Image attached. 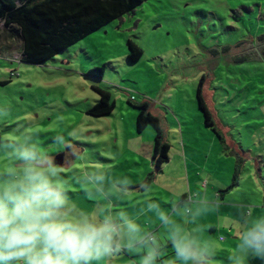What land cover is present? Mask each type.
Wrapping results in <instances>:
<instances>
[{
    "label": "rangeland",
    "instance_id": "obj_1",
    "mask_svg": "<svg viewBox=\"0 0 264 264\" xmlns=\"http://www.w3.org/2000/svg\"><path fill=\"white\" fill-rule=\"evenodd\" d=\"M263 33L264 0H148L45 64L32 65L16 60L23 48L18 28L7 29L1 22L0 173L20 166L16 157L20 147H33L54 163L62 155L61 164L55 163L60 169L58 182L76 211H83L86 204L102 213L111 202L134 205L136 194L120 187L143 181L155 171L156 130L151 124L142 133L136 128L139 110L134 105L148 102L171 146L170 163L151 189L160 193L159 207L166 210L170 223L163 222L158 229L143 226L138 240L151 233L158 244L174 226L185 234L195 229L197 244L210 258L204 264H264V259L239 247L249 224L246 219L264 216V60L255 47ZM129 41L143 50L137 62L129 60ZM103 65L102 79L88 75ZM203 77L204 96L225 140L259 155L263 164L256 171L243 165L244 172L254 171L255 184L248 180L239 196L248 201L242 204L251 215L239 209L238 216L229 218L223 211L220 220L218 213L204 211L189 229L187 222L198 215L197 202L203 196L180 205L189 190L184 157L190 170L192 162L203 164L204 159L209 169L217 168L211 173L209 192L225 188L233 174L225 157L229 152L206 126L199 108L197 90ZM95 87L109 90L115 99L110 115L88 114L100 99ZM199 185L192 188L203 192ZM114 207L118 206L107 209ZM227 218L237 224L239 240H232L233 234L221 226L209 227L218 219L225 225ZM220 236L226 242H220ZM109 257L117 254L93 262L105 264ZM174 259L173 264H185L176 255L166 261Z\"/></svg>",
    "mask_w": 264,
    "mask_h": 264
},
{
    "label": "clouds",
    "instance_id": "obj_2",
    "mask_svg": "<svg viewBox=\"0 0 264 264\" xmlns=\"http://www.w3.org/2000/svg\"><path fill=\"white\" fill-rule=\"evenodd\" d=\"M16 157L20 166L0 173V264H92L121 252V241L140 233L123 213L76 211L58 182L59 166L35 148L20 147ZM160 219L170 223L163 213ZM169 238L185 264H204L201 248L180 227L171 228ZM149 243L142 264H155L157 242ZM239 247L264 259V216L247 225Z\"/></svg>",
    "mask_w": 264,
    "mask_h": 264
},
{
    "label": "trees",
    "instance_id": "obj_3",
    "mask_svg": "<svg viewBox=\"0 0 264 264\" xmlns=\"http://www.w3.org/2000/svg\"><path fill=\"white\" fill-rule=\"evenodd\" d=\"M146 1L148 0H0V23L7 29L11 26L18 28L23 44L22 62L42 65L106 24L133 13ZM128 47L129 60L137 62L143 55L142 48L133 41H129ZM255 47L258 58L264 60V33L257 38ZM104 72L103 65L90 70L88 75L102 79ZM204 81L203 77L199 83L197 98L199 108L205 116V124L216 134L225 150L236 158L231 185L224 191L229 192L239 185L244 162L249 157L247 151H243L236 144L233 145L232 141L225 140L223 132L217 128L209 100L203 93ZM94 90L100 99L88 110V114L98 118L110 115L116 108L111 92L99 87ZM134 106L139 110L136 119L138 133H142L151 124L157 134L152 154L155 171L147 176L143 185L146 187L157 174L162 173L163 166L170 161L171 146L166 141L160 118L152 114L149 103Z\"/></svg>",
    "mask_w": 264,
    "mask_h": 264
},
{
    "label": "crops",
    "instance_id": "obj_4",
    "mask_svg": "<svg viewBox=\"0 0 264 264\" xmlns=\"http://www.w3.org/2000/svg\"><path fill=\"white\" fill-rule=\"evenodd\" d=\"M232 142H233V145L236 144L238 147H240L243 150L242 146H240L238 143H236L235 141H232ZM247 153H248L249 158L244 162L245 164L244 166L254 168L255 171L258 168L260 169L261 164L263 163H261L260 159H258L259 155L252 156L251 150L247 151ZM225 157H227L228 160H230V164H231L230 166L232 168V173L234 174V169L236 166V160L234 156L225 152ZM220 162L222 163V161ZM168 163H170V161ZM221 163L220 165H222ZM182 164L186 167V180L188 182L189 190L188 192H184L182 194L180 205L184 203L193 202L194 199L199 197L200 193L202 194L201 196H203V201L197 202L198 204L197 214L198 215L195 217H192V220L187 222L188 223L187 227L189 229L190 227H192V223L194 222V219L195 218L197 219L204 211H208L209 213L211 210L213 211V213L214 212L218 213L220 216L219 217L220 220H221V215L224 214L223 211H225L226 215L229 216V218H232V216L233 217L238 216L239 209H241L242 212L246 211L248 207L246 208V206L243 205L242 203L248 204V201H245L246 199L244 200L243 199L244 197L240 200L239 196H240L242 189L246 188L245 186L247 184V181L251 180L253 182V178H252L253 172H254L253 170L248 171V172H244L245 171L244 170L243 174L241 175V179H240L241 181H239V185L236 188L232 189V191L224 192L231 185V182L228 185L226 182L224 183V185H227L225 186V188H214L211 192H209L208 182H210L209 179L211 177V173H213L215 169L217 170V168H215L214 166L212 169L211 168L209 169L208 168L209 161L207 159H204L203 164H198L197 161L192 162L191 170L189 168V162L187 161V158L184 157ZM200 167H202V170L200 169ZM164 168L162 170V173L157 174V177H155V179L151 182V184L146 187H143L146 181V178L143 181L140 180V182L138 183L135 182V184L129 183V186L127 185V187H120L122 189L121 190L122 192L128 191L129 193L133 192L136 194V202L134 201V205H131L130 203L119 202V201L115 203L111 202L109 205L104 206V211L112 213L113 215L123 213L128 219L137 223L140 226V229L143 226L156 227V229H158L159 225L163 223V221L160 219L161 213L166 215L167 212L166 210L164 211L161 210V208L159 207L158 202L160 199L158 198V195H160V193L156 191L152 192L151 189L153 185L155 184L154 182L158 181L160 175L164 174ZM261 171L262 170H260L259 172ZM233 174H232V178H233ZM205 177L206 179H204ZM232 178H231V181H232ZM201 183H202L201 187L204 188V191L202 192L199 190L200 192H198L197 188L198 186H200L199 184ZM192 184H195L197 188L194 187L193 189ZM210 197H213V198H210ZM111 205L118 206V207L107 209V206L110 207ZM262 209L264 210V207ZM81 210H83L86 213H92V212H96V207L95 205H92V204L91 205L86 204L82 206ZM246 213L247 215H251L250 213L252 212H250V210L249 211L247 210ZM229 218H227L228 221H227V224L225 225H222L221 221L218 219L217 222H210L209 227L211 229L217 230V226H221L222 230L227 229L228 231L227 233L233 234L232 240L234 241L239 240V238L237 237L238 235L237 231H239V229L236 228L237 224L235 223V221H232ZM246 220H247V223H250L252 221L250 219H246ZM195 231H196L195 229H194V232L190 229V232H188V235H190L195 241H197L195 237L196 236ZM139 234H137L135 237L131 239H128V238L123 239L121 241L122 251L119 253H116L117 257L115 259L112 257L111 258L109 257V259L105 262V264H142V259L138 260L136 258L138 256L141 257L147 254L149 247H151L152 245H145V244L149 243L150 239L153 237L151 236V233H149V236L144 237L143 239H140V240H144L145 241L144 243H138L137 241H138ZM219 240L220 242H226V238H224L223 236H220ZM228 243H229L228 246H232V244H234L235 242L233 243L228 242ZM140 244H143V246L142 248H139L140 250H137L135 246H138ZM155 247L157 248V255H156L157 262H159L160 264H170V263L173 264L176 261L175 259L170 263L166 261L167 258L172 259L175 257V251L174 252L170 251L173 249V246L170 242L169 236L160 237L159 243L156 244ZM204 256L206 258L204 260V263H205V261L209 260L210 258L207 256V254H205ZM97 262L98 264L100 263L99 261ZM93 263L94 262H92V264ZM159 263H155V264H159ZM94 264H97V263H94Z\"/></svg>",
    "mask_w": 264,
    "mask_h": 264
},
{
    "label": "water",
    "instance_id": "obj_5",
    "mask_svg": "<svg viewBox=\"0 0 264 264\" xmlns=\"http://www.w3.org/2000/svg\"><path fill=\"white\" fill-rule=\"evenodd\" d=\"M61 158H62V155L56 156L55 163L56 164H61V162H60Z\"/></svg>",
    "mask_w": 264,
    "mask_h": 264
},
{
    "label": "built area",
    "instance_id": "obj_6",
    "mask_svg": "<svg viewBox=\"0 0 264 264\" xmlns=\"http://www.w3.org/2000/svg\"><path fill=\"white\" fill-rule=\"evenodd\" d=\"M16 60H18V61L22 62V61H21V56H20V58H16Z\"/></svg>",
    "mask_w": 264,
    "mask_h": 264
},
{
    "label": "flooded vegetation",
    "instance_id": "obj_7",
    "mask_svg": "<svg viewBox=\"0 0 264 264\" xmlns=\"http://www.w3.org/2000/svg\"><path fill=\"white\" fill-rule=\"evenodd\" d=\"M66 155V154H65Z\"/></svg>",
    "mask_w": 264,
    "mask_h": 264
}]
</instances>
